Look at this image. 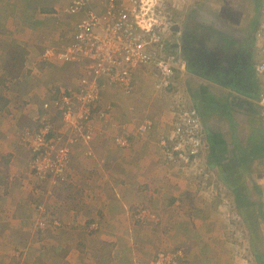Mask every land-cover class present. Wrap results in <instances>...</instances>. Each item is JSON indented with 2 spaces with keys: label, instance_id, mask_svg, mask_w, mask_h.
Wrapping results in <instances>:
<instances>
[{
  "label": "rangeland",
  "instance_id": "374dc122",
  "mask_svg": "<svg viewBox=\"0 0 264 264\" xmlns=\"http://www.w3.org/2000/svg\"><path fill=\"white\" fill-rule=\"evenodd\" d=\"M7 1L8 0H5L4 2ZM21 1L27 2V0ZM71 2L72 0L54 1V7H57L54 12L56 13L60 11L58 13V18L53 17V20L55 19V28H50L47 33L48 36L43 38L41 46H36L35 50H31L32 46L29 43V46L27 47V58L25 59L23 67L27 70V89L31 86L29 88V93L27 92V94L34 97V99H32L31 102H27V116H24L27 128L21 132L23 146H25L23 141H25V138L27 137L26 133L33 131L36 132L39 127L38 117L42 114L43 110L41 106L45 101V97H49L48 99H50L59 93V90L57 89L59 86L54 84L56 81L54 76L56 69L60 68V66L57 63L43 61L41 53L42 47L44 48V46L57 45L58 43L65 45V43H67L66 41H69L67 33L70 31L71 26L78 22L77 20L79 18L78 16L70 17L72 21L70 27H66L64 24L63 19L67 18V15L62 13V10L67 8ZM96 2L98 3V1ZM192 2H194V0H172V6L178 9L182 7L183 9L181 12L172 9L175 16L174 20L176 24L178 23L179 27L180 25H183V21H188V24L190 25L187 26V31L192 34L194 39H203L200 35L201 32H203L201 25L204 26V24H201L199 18H204L206 15L211 17L213 14L211 15V12L207 14L203 11L202 5L196 3L197 9H200L199 12L191 14L189 20H185L188 16L185 14L186 8L191 6ZM260 2L261 0H231L229 1L230 8L221 12L224 16L225 25L223 22H219V19L217 21L216 19L213 20L210 18L211 20L206 21L213 22L216 26L210 27L211 29L206 30L208 31V35L214 36L215 34H218V32H221L220 36L224 38H219L216 44H212V49L204 55L203 58L209 62L214 79L220 84L224 86L226 85L227 88L233 89L235 92L250 91L257 84V76L254 71L256 55L252 41L248 38V34L251 36L256 28L259 19L257 18V15L259 13ZM96 7L98 8V5H96ZM98 10L100 9L98 8ZM221 14L220 16H222ZM10 15L13 16V14ZM4 17L7 18V16L4 15L0 16L1 24L4 21ZM16 17L18 16L15 15L13 19L8 21V23L5 20V22L0 25V34L3 36L0 40L3 39L2 41H5L15 38V33L12 29L19 26V22H15ZM56 21L58 23H56ZM228 24L230 29L231 26H234L235 24L238 25V30L244 32L245 38L240 40L239 35L236 33H233L231 37H228V34L234 31V28L231 30L226 28ZM219 29L223 30L219 31ZM55 30L59 33L57 37ZM225 33L226 35H224ZM174 36L177 37L176 34L169 36L171 40L170 42H173ZM178 36L179 38L182 37L183 31L181 34H178ZM177 42L178 41L176 40L175 43ZM204 46L206 45L204 44ZM185 49L189 54V49L186 47ZM187 60L189 61L190 71H196L194 69L196 66L192 64L191 57H188ZM193 61H196L201 66L203 64L198 56H195ZM221 62H224L223 65H221ZM225 62L228 63V66L224 65ZM12 66L18 68L15 63H12ZM19 67L23 68L21 65ZM68 67L80 69L77 65H69ZM1 70L2 69L0 68V79L3 76L5 77V75L1 73ZM34 72L36 74H34ZM150 72V75H152L153 72ZM147 74V72L145 74L141 72L136 84L137 91L139 92L131 96L124 95L114 86L105 87L101 90V98L95 102L91 121L86 125L89 130H93V139L90 141L83 139L81 132L76 130L74 126V123L80 120L79 114L83 110L82 103H74L72 115L70 116V119L66 121L63 118L65 115H63L61 111L55 109L51 112L50 119L54 125L52 132L54 134L62 135L63 139H66L67 141L72 139L73 153L67 181L59 182L52 178L41 181L36 178L33 172H31V154L25 148L27 151V158L29 159V171L32 173V180L30 181L32 187L31 192L36 191V196L38 197H32V209L35 208V215H33L34 222L32 223L33 227H36L37 225L39 230L48 231L51 230L49 228L51 226L54 228L55 226H61L57 219L58 222L56 223H47L49 220L55 219L54 217L51 218V214L54 215L56 213L53 205L56 207L58 204L54 196L63 191V195L60 197L69 199L72 203L83 201L82 199H90L91 191L94 185H96L93 183L105 179L102 168H105L106 170L110 165H113L111 163H119V157L125 155L126 152L128 153L134 143H139V140H145L149 143L158 144V147H160L162 146L161 142L164 141L163 138L168 139L170 130L173 127L172 117L174 116L172 112L175 111L173 108L176 107L177 109L178 106L190 107L185 101L186 98H188L186 94L187 89L184 85L185 76H179L178 85L171 89V91L155 96L152 94V81H149ZM59 76H68V72H63ZM17 77H19V75H17ZM73 78L76 79L77 75ZM258 78L263 79L261 77ZM186 79H189L187 75ZM19 81L21 80H17L16 78H9L6 81L0 80V101L2 97L9 100V92L11 88L14 85H17L16 83L19 84ZM17 88L19 91L22 89L19 86H15L12 90L18 92ZM62 89H65V87L60 90ZM194 94L196 93H193V95ZM13 95L11 94V96ZM223 95L227 97L229 103H232L233 99L236 98V96L229 93H224ZM130 97L135 98L130 101ZM15 98L17 97L15 96ZM21 98L22 97H20V100ZM10 101L11 100H9V102ZM179 102L180 104L178 105ZM33 112L38 113V117L35 120H33ZM169 112L172 114L170 120L167 117ZM146 115L154 117L153 119L156 122H162V126H159L160 130H157L159 132L156 131L158 125H155V128L153 127L145 134L138 133L137 127L147 118L145 117ZM117 138H122L126 144L118 146L116 144ZM209 146L210 145H207L203 150L204 153L202 152L201 155L194 158L189 164L168 161L167 156L160 154V152H164V149L162 148L160 152L155 153L156 156L161 157L162 159L164 158L163 162L166 163L163 172L164 175L162 174L163 177L156 172L154 175H156L157 178H151V185H137L134 183L129 186V188L136 187V191L131 190L133 197L134 194L138 192H142L143 194L151 192L156 194L158 199L156 204L152 205L149 203V206H143L140 202H136L139 203L140 206L147 207L151 214L156 216L155 220H147L145 222L147 224L138 223L135 219L137 208L135 210H133V208H130L131 210L129 209L130 212H132L130 218L133 225L141 226L139 233L140 236L137 237V249L138 247L145 248V244L150 247V251H145L148 255L139 254L135 250V255L133 256L137 258V261L140 259L145 260L152 256L154 257L161 251L182 249L184 252V260L181 264H207L208 259L216 262V264H264V185L262 182L258 184L260 185L259 187L261 190L260 193H257L249 183L251 188H249L250 191L247 203L248 205H252V208L249 209L252 213L247 211L248 213L246 216H243L238 209V206L236 207L231 191L223 187L221 182L216 180V177H213L212 179V183L215 180L217 181V184L214 185L215 190L209 194L208 188L210 186L208 187L206 182L209 183L212 176L210 175L209 170H207L209 169L207 168L209 165L206 159L207 154H205V152L207 153ZM159 150L160 149H158V151ZM21 157L22 159L26 158L25 155ZM22 159L20 161H15V166H11V169L13 168V170L10 177L15 179L14 183L16 184V187L19 184L17 188L15 187L18 190L15 192L18 199L27 205V181H29V177H27V165ZM158 161L159 160L157 159V162ZM0 166H3L1 160ZM152 168L156 171L161 169L156 165ZM207 178L208 180L206 181ZM113 180V182H116L119 186L120 181L117 180V178L116 180ZM180 184H182V186H187L189 190L193 191L192 193H196V200L187 203V190L185 193L186 196L182 197V199H185L183 204L175 205V201L174 204L168 206L165 202L170 201L171 198L175 197L177 189H181ZM152 185H154V188L152 187V189H156L155 191L150 188H144ZM105 190H109L107 192L108 194L111 192L110 187H105ZM52 197L54 198L53 202ZM133 197L131 196V198ZM152 198H154V196ZM128 203L130 205L129 200L127 201V204ZM39 205H42V210L38 209ZM76 207L79 208V211H82V214H87L86 217H88V220H84V217H82V220L79 221V225L76 226L77 228L75 229L80 230L78 237L85 238L86 246L89 244V247H97L101 249V251L105 249L107 253L114 252L112 246L113 242L101 238L102 225L101 215L97 210L98 208L88 209V206H85V204ZM121 207L122 212H126V209L122 205ZM42 222L46 223L45 228L41 227ZM21 224L22 229L20 230L24 235H27V231H25L27 230L26 222H21ZM66 227H69V225H66ZM79 227L81 228L79 229ZM158 230H160L159 232H163L162 234L160 233L158 237H161V235H167V243L164 246H157L153 243L154 236L150 231L156 232ZM17 232L20 233L19 231ZM109 235L120 242L118 236H113L111 233H109ZM18 237H20L18 239H21V233L18 234ZM139 241H142L145 244H142ZM65 242L66 239L64 238L58 241L59 244ZM20 244L21 243L18 244V247ZM119 246L123 250L128 248L126 241H121ZM22 247H24V245H22ZM254 249L258 254L255 253ZM142 255H146V257L143 258ZM152 258L147 261L150 262ZM147 261L145 264L148 263Z\"/></svg>",
  "mask_w": 264,
  "mask_h": 264
},
{
  "label": "crops",
  "instance_id": "0c3cea01",
  "mask_svg": "<svg viewBox=\"0 0 264 264\" xmlns=\"http://www.w3.org/2000/svg\"><path fill=\"white\" fill-rule=\"evenodd\" d=\"M4 1L5 0H0V16H7V18L4 17L3 23L5 20L8 23V21L13 19L16 15L18 17H16L15 22H19V26L12 29L15 33V38L5 41H2L3 39L0 40V68L2 69L1 73L5 75V77H1L0 80L6 81L9 78L20 79L21 81H19V84L16 83L17 85H14L13 87L19 86L22 89L19 91L17 88L18 92H16L12 90V87L9 92V100L11 101L9 102L8 99L2 97L1 100L5 99L8 103H6L5 107L0 106V160L3 163V166H0V264L146 263V261L153 256L146 258L145 260L140 259L139 261L133 256L135 255V250L139 254H146L145 251H150V247L146 246L142 241H139L142 244H145V248L138 247L137 249V237L140 236L139 233L141 226L133 225L130 218L132 215L130 210L132 207L133 210H135L136 207L140 205L136 203L138 201L141 204L148 205L151 203L153 205L157 203L158 199L156 194L151 192L147 193L148 195L146 193L145 195L142 192H138L135 193L133 197L131 190L136 191V187L129 188V186L134 183L137 185H151V178H157V176L154 175L156 172L163 177L166 163L163 162L164 158L162 159L161 157L156 156V153L162 150V146L159 145L160 147H158V144L156 145L155 143L139 140V143H134L128 153L126 152L125 155L119 157V163H111L113 165H110L106 170L105 168H102L105 179L93 183L96 185H94L91 191L90 199H82L83 201L77 203L73 202V204L69 199L60 197L63 195V191L58 195H56V192V196L54 197L58 204L56 207L53 205L56 213L54 215L51 214V218L54 217L55 219L49 220L47 223L49 224L50 222L59 221L61 226H55V228L51 226L49 227L51 230L48 231L39 230L37 225L36 227L32 226V223L34 222L33 215H35V208L32 209V197L37 196L36 191L31 192L32 187L30 181L32 180V173L29 171L27 151L22 145L21 132L27 128L24 121V116H27V102H31L34 97L27 94V92L29 93V88L31 86L27 89V70L23 65L27 58V47L29 46V43L32 46L31 50H35L36 46L42 45V40L45 36H48L47 33L50 28H55V19L53 20V17L58 18V13L60 11L56 13L54 12V10L57 9V7H54L55 0H27V2L21 0ZM262 1L263 0L260 2V6H262ZM196 3V0H194V2L191 3L192 5L186 8L185 14L188 16L185 20H189L191 14L199 12L200 9H197ZM227 8L226 3L218 4L215 7V12L210 11L209 9L211 14L214 15L213 17L206 15L204 18H199L201 24H204V26L201 25L203 32H201L200 35L203 39H194L192 34L187 31V26L190 24H188V21H183V25H180L179 27L180 31L178 33L174 31L177 37L174 36L171 47L179 48V51L184 54L186 59L189 57V54L187 57V50L185 47L189 50L190 46H197L199 48L203 47L205 48V52L208 53L212 49V44H216L219 38L222 37L220 36L221 32H218V34H215L214 36L208 35V31L206 30L211 29L210 27L216 26L213 22L206 21L211 20L210 18L213 20L216 19L217 21L219 19V22H223L225 25L224 16L221 12ZM175 9L179 12L183 10L182 7H180V9ZM10 14H13V16ZM220 14L222 16H220ZM260 14L259 11L257 18H260ZM76 16L79 17L77 20L79 21L81 16ZM63 21L66 27H70L72 23L70 17L68 18L67 16ZM56 23L58 22L56 21ZM2 24L0 23V25ZM226 28L229 30L234 28L233 32H228V37H231L233 33H236L239 35L240 40L245 38L244 32L238 30V25L235 24L234 26H231L230 29L228 24ZM221 30L223 29H219V31ZM182 31L183 36L179 38L178 34H181ZM254 31L251 36L248 34V38L251 41L253 39ZM55 34H57V37L59 33L55 30ZM224 35H226V33ZM2 37L3 36L0 34V38ZM176 40L178 41L177 43H175ZM204 44L206 46H204ZM44 48L42 47V53ZM12 63H15L18 68H14ZM223 63L224 62H221V65H223ZM20 65L23 68H20ZM69 65L71 64H59L60 68L56 69L54 76L56 81L54 84L59 86H56L59 91L60 88L63 87H65L64 90L75 88L80 78L86 76L84 69H77L75 67L70 68L68 67ZM224 65L227 66L228 63L225 62ZM202 67V69L195 67L194 69L196 71L193 70L192 73L187 75L189 79H186L187 73H185L184 85L189 92L186 91V94L188 93L187 95L190 96V94L193 95V93H196L192 97L196 99L195 103L198 104L197 106L201 113L200 115L203 119L206 131V143L207 145H210L205 154H207L206 159L209 165L207 166V168H209L207 170H209L212 177L211 181L206 183L208 187L210 186L208 188L210 194V192L215 190L214 185L217 184V181L221 182L223 187L231 191L237 207L238 194L231 190L232 187L234 188V191L237 188L239 189V193L244 194V192H246L249 195V188H251V185L256 192H260L261 190L259 187L260 185H258L260 182L264 185V134L259 117V105L257 103L259 94L264 92V80L257 76V84L250 91L235 92L233 89L227 88L226 85L224 86L214 79L209 63L207 65L202 64ZM63 72H68V76H59ZM34 74L36 73L34 72ZM17 75H19V77H17ZM75 75H77L76 79L73 78ZM223 92L232 94L236 96V98L233 99L232 103H229L227 97L223 95ZM11 94H14V97L11 96ZM15 96L17 98H15ZM19 96L22 97L21 100ZM48 98L49 97H45V99ZM134 98L130 97L129 100L132 101ZM171 115V112L167 115L169 120ZM37 117L38 113L33 112V120ZM145 117L153 120L154 128L155 125H158L156 131L160 130L159 126L162 122H156L153 119L154 117L149 115H146ZM158 149L160 150L158 151ZM160 154L166 156L164 152H160ZM24 155L26 158L22 159L21 156ZM21 159L27 165V177H29V181H27V205L18 199L15 192L18 191L16 188L19 184L16 187V184L14 183L15 179L10 177L13 170V168L11 169V166H15V161H20ZM157 159L159 160L158 162ZM154 165L161 169L156 171L152 168ZM245 172L248 174V178L246 180H241V183H239L240 178L243 177ZM213 177H216L217 181L215 180L212 183ZM116 178L120 181L119 186L116 182H113V179L116 180ZM154 185L144 188L152 189ZM180 185L181 189H177L176 195L174 194V198H178L175 205L183 204L185 199H182V197L186 196L185 193L187 190V203H191L193 200L195 201L197 194L192 193L193 191L189 190L187 186ZM105 187L111 188L109 194L107 193L109 190L106 191ZM152 190L155 191L156 189ZM131 196L133 198H131ZM153 196L154 198L152 200ZM53 199L54 198L52 197V202L54 201ZM128 200L130 205L129 203L127 204ZM82 204L88 206V209L98 208L97 210L101 215V238L113 242L112 246L114 252L110 254L109 258L111 262H102V258L110 252L107 253L105 249L101 251V249L97 247H89V244L86 246L85 238L78 237L80 230H76V226L79 225V221L82 220V217H84V220H88V217H86L87 214H82V211H79V208L76 207L81 206ZM121 205L126 209V212H122ZM24 221L27 224V230H23L27 231V235H24L20 230L22 229L21 222L25 223ZM66 225H69V227H66ZM80 228L81 227H79V229ZM17 231L21 233V239H18L20 238L18 237V234L20 233ZM159 231L160 230L156 232L150 231L154 236L153 243L157 246H164L167 243V235H161V237H158L160 233H163ZM109 233L113 236H118L120 242L110 236ZM63 238L66 239V242L59 244L58 241ZM121 241L127 242L128 248L126 250L120 248L119 244ZM19 243L21 244L18 247ZM22 245H24V247H22ZM78 247L82 248V250L80 251ZM65 250H67V255L63 256L62 253ZM146 255H142V257L144 258ZM207 264H216V262L208 259Z\"/></svg>",
  "mask_w": 264,
  "mask_h": 264
},
{
  "label": "built area",
  "instance_id": "2783aa9c",
  "mask_svg": "<svg viewBox=\"0 0 264 264\" xmlns=\"http://www.w3.org/2000/svg\"><path fill=\"white\" fill-rule=\"evenodd\" d=\"M171 2L72 0L62 10L69 17L81 16L80 20L71 26L67 33L69 41L65 45L46 46L41 58L46 62L77 65L85 70L86 76L81 77L75 88L62 89L53 98L45 99L41 106L42 114L38 117V129L26 133L23 143L31 154L30 169L37 179L68 180L73 140L67 141L62 135L52 132L54 125L50 115L53 110L61 111L66 121L72 115L74 103H82L80 120L74 126L83 139L90 141L93 130L86 125L91 121L93 106L101 98V90L105 87H117L124 95L131 96L137 90V79L142 71L154 72L155 93L167 92L176 86L177 71L184 72L186 63L166 54L167 40L174 25ZM253 38L256 55L254 71L264 79V0ZM257 103L264 134V92L259 94ZM174 109L173 127L168 139L163 138L161 145L168 161L189 164L207 147L204 122L194 107L178 106ZM153 126V121L146 118L137 131L145 134ZM116 144L126 143L122 138H117ZM38 209L42 210V205ZM155 218L147 207L137 209L135 214L138 223ZM45 226L46 223L42 222L41 227ZM183 260L182 249H171L157 253L147 264H181Z\"/></svg>",
  "mask_w": 264,
  "mask_h": 264
},
{
  "label": "trees",
  "instance_id": "16d2710c",
  "mask_svg": "<svg viewBox=\"0 0 264 264\" xmlns=\"http://www.w3.org/2000/svg\"><path fill=\"white\" fill-rule=\"evenodd\" d=\"M222 1H223V3H226L227 4V7L228 8H230L229 7V1H231V0H196V2L197 3H199L200 5H203V11L204 12H206L207 14L208 13H210V11H214L215 12V7L218 5V4H222ZM231 3V2H230ZM172 9H175V7L174 6H172ZM209 9H210V11H209ZM211 14V13H210ZM212 15V14H211ZM213 16V15H212ZM254 36V35H253ZM254 39V38H253ZM253 39H252V44L254 43L253 42ZM107 87H111V86H107ZM109 89V88H108ZM6 103H8L7 102V100H1L0 101V104H1V106H3V107H5V105H6ZM248 174L245 172L244 174H243V177H241L240 178V180H239V183H241V180H246L248 177ZM243 178V179H242ZM227 181V180H226ZM234 193H237L238 195V197H237V199H238V209L241 211V213L243 214V216H246V214L248 213V212H251V211H249V209L250 208H252V205L251 204H249L248 205V194L246 193V192H244V194H242V193H239V189H235V191H234V188L232 187V189H231ZM257 193H260V192H257ZM152 200H153V198H152ZM177 199L176 198H171L170 199V201H166L165 203L168 205V206H171V204H174L175 203V201H176ZM139 202V201H138ZM250 203V202H249ZM139 204V203H138ZM143 206H149V205H146V204H143ZM143 206H140V205H138L136 208L137 209H139V208H141V207H143ZM133 208V207H132ZM136 209V210H137ZM248 211V212H247ZM252 213V212H251ZM145 224H147V223H145ZM82 245V244H81ZM108 246V245H107ZM79 248V247H78ZM79 250L81 251L82 250V248H79ZM255 250V249H254ZM255 253H257V251L255 250ZM110 254L111 253H108L105 257H103L102 258V262L103 263H108V262H111L110 261ZM258 254V253H257ZM62 255L63 256H66L67 255V250H65L63 253H62Z\"/></svg>",
  "mask_w": 264,
  "mask_h": 264
},
{
  "label": "clouds",
  "instance_id": "9594fccd",
  "mask_svg": "<svg viewBox=\"0 0 264 264\" xmlns=\"http://www.w3.org/2000/svg\"><path fill=\"white\" fill-rule=\"evenodd\" d=\"M262 4H263V1H262ZM259 11H260V13H262V6H260V3H259ZM260 16H261V14H260ZM173 17H174V19H175V16H174V12H173ZM260 19V18H259ZM178 29H179V25H178V23L176 24L175 23V20H174V25H173V27H172V34L171 35H174L175 33H174V31L176 32V33H178L179 31H178ZM170 35V36H171ZM171 40H170V38L168 37V40H167V43H168V45H167V48H166V54H168V55H170V56H174V57H176V59L177 60H181V61H183V62H185L186 63V70L184 71V72H182V71H177V75H176V81H175V85L177 86L178 85V78H179V76H184V74L185 73H187L186 75H188V74H190V73H192L191 71H190V65H189V61L185 58V56H184V54H182V52L181 51H179V48H172L171 47V44L173 43V42H170ZM253 47H254V43H253ZM187 71V72H186ZM153 72V71H152ZM142 73H144L145 74V72L144 71H142ZM150 73L151 72H149L148 74H147V76H148V78H149V81H152L153 80V82L155 81V78H154V72L152 73V75H150ZM141 74V73H140ZM257 76V75H256ZM151 78V79H150ZM81 79V78H80ZM153 82H151V84H152V88H153ZM175 86V87H176ZM173 89V88H172ZM153 90V89H152ZM169 91H171V89L169 90ZM136 92H137V90H136ZM135 92V93H136ZM134 93V94H135ZM162 93H166V92H162ZM162 93H155L154 91H153V94L155 95V96H158V95H160V94H162ZM188 94V93H187ZM188 96V98H186V102L191 106V107H194V108H196L198 111H199V108H198V104L197 103H195V98H193L191 95L189 96V95H187ZM180 104V102L178 103V105ZM175 108V107H174ZM173 108V109H174ZM172 112V111H171ZM200 113V112H199ZM201 114V113H200ZM173 118V117H172ZM145 120V119H144ZM143 120V121H144ZM142 121V122H143ZM205 128V127H204Z\"/></svg>",
  "mask_w": 264,
  "mask_h": 264
},
{
  "label": "flooded vegetation",
  "instance_id": "af4514ba",
  "mask_svg": "<svg viewBox=\"0 0 264 264\" xmlns=\"http://www.w3.org/2000/svg\"><path fill=\"white\" fill-rule=\"evenodd\" d=\"M189 52V57H191V61L192 64L200 69H202L203 67L201 65H199V63H197L196 61H193L195 59V56H198L200 60H202L201 62L203 63V65H206L207 63H209L208 61H206L203 56L207 54V52H205V48L203 47H193L190 46V50H188ZM188 55V53H187ZM228 66V65H227Z\"/></svg>",
  "mask_w": 264,
  "mask_h": 264
}]
</instances>
